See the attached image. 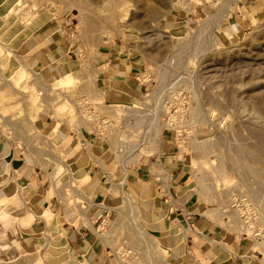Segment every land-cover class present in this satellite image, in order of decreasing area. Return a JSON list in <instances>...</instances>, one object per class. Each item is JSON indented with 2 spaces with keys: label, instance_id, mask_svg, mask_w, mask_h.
Segmentation results:
<instances>
[{
  "label": "rangeland",
  "instance_id": "374dc122",
  "mask_svg": "<svg viewBox=\"0 0 264 264\" xmlns=\"http://www.w3.org/2000/svg\"><path fill=\"white\" fill-rule=\"evenodd\" d=\"M20 1L2 0L0 6V135L46 157L55 170L54 191L76 192L70 186L75 174L69 166L56 174L63 154L36 130L40 110L58 119L63 115L62 121L78 140L82 129L84 135L104 137L112 150L119 142L120 122L136 110L139 114L131 120L134 126L153 125L151 151H162L164 144L180 146L195 206L207 219L230 229L222 211L234 197H245L250 204L264 203V16L241 33L228 34L212 11L226 3L233 8L239 0H24L21 9L12 11ZM259 2L264 4V0ZM16 11L23 18L20 21ZM48 25L60 29L78 60L74 71L78 82L60 92L49 89L54 81L45 80L19 50L27 38ZM125 41L142 58L149 83L147 91L131 102L142 108L106 100L93 69L99 46ZM19 59L40 76L41 84L30 82L29 76L30 88L17 85L19 73L13 64ZM65 98L73 103V111L65 103L62 112L56 113V101ZM122 108L132 109L126 113ZM101 117L109 119L110 125L100 122ZM123 174L118 168L113 178L117 184ZM75 199L72 194L68 197ZM133 201L138 207L136 198ZM19 203L15 196L9 204ZM9 204L0 212L2 221L11 218ZM121 204L120 197L108 204L109 209L99 211L98 220L100 233L118 262L173 264L143 225L139 208L135 224ZM18 221L14 218L16 225ZM230 231L236 233L238 228ZM51 237L37 252L36 264L64 263L59 256L66 253L54 247L57 241ZM14 258L0 256V264H26Z\"/></svg>",
  "mask_w": 264,
  "mask_h": 264
},
{
  "label": "crops",
  "instance_id": "0c3cea01",
  "mask_svg": "<svg viewBox=\"0 0 264 264\" xmlns=\"http://www.w3.org/2000/svg\"><path fill=\"white\" fill-rule=\"evenodd\" d=\"M235 2L233 8L232 3H226L212 11L221 30L228 34L241 33L264 16V4L259 0ZM59 31L56 25H48L25 38L19 48L29 58L28 63L52 82L74 72L78 64ZM20 62L29 70L23 60ZM143 68L142 58L127 41L101 45L94 53L98 84L111 102L131 103L147 91ZM31 77L41 84L40 76L32 72ZM4 107L10 108L9 104ZM40 111L36 130L63 154L80 188L76 192L68 188L54 191L55 170L46 157L0 135V197L16 194L20 202L7 205L11 218L0 220L1 259L16 260L19 256L26 262V255L40 252L51 232L61 231L72 264H120L100 233L98 220L99 211L122 199L120 191L124 190L136 198L143 225L173 264H264L259 245L197 211L188 164L175 144H164L158 157L131 166L118 185L113 179L118 167L112 158V145L104 137L84 135L80 129L78 140L66 122L51 112ZM114 187L119 188V194H114ZM71 194L75 201L68 200Z\"/></svg>",
  "mask_w": 264,
  "mask_h": 264
},
{
  "label": "built area",
  "instance_id": "2783aa9c",
  "mask_svg": "<svg viewBox=\"0 0 264 264\" xmlns=\"http://www.w3.org/2000/svg\"><path fill=\"white\" fill-rule=\"evenodd\" d=\"M144 81L145 76L142 75ZM147 82V81H146ZM142 108V107H141ZM125 116L124 121L120 122V137L117 146L114 147L113 155L118 162L129 169L131 166L141 162L139 154L144 155L147 159L156 158L161 151L154 153L152 150L153 142L151 134L154 131L153 125L134 126L132 119L139 113L134 110ZM140 112V110H139ZM106 126L111 121L105 118L102 121ZM104 125V127H105ZM178 150L181 151L180 146ZM152 153V154H150ZM157 154V155H156ZM247 198L236 196L229 204L223 208L224 218L227 225L231 228H238L236 232L243 239L258 243L261 250H264V203L250 204ZM236 215V218L234 217ZM231 216H233L231 218Z\"/></svg>",
  "mask_w": 264,
  "mask_h": 264
},
{
  "label": "bare ground",
  "instance_id": "6f19581e",
  "mask_svg": "<svg viewBox=\"0 0 264 264\" xmlns=\"http://www.w3.org/2000/svg\"><path fill=\"white\" fill-rule=\"evenodd\" d=\"M13 2V1H12ZM19 2V1H18ZM24 0H21L20 1V3L18 4V8H16V7H13L12 8V11H14V10H17V9H21L22 8V6H23V4H24ZM16 3V2H15ZM11 5V4H10ZM14 6V5H13ZM15 8V9H14ZM11 9V8H10ZM37 10V9H36ZM12 14V13H11ZM15 15H17V17H18V19H19V21L21 20V19H23V18H21V17H19V12H17L16 11V13H14ZM24 14V13H23ZM25 15V14H24ZM26 16V15H25ZM21 18V19H20ZM38 19H39V17H38ZM32 21V20H31ZM30 21V22H31ZM35 21V20H34ZM28 34V33H27ZM24 40V39H23ZM9 50H10V48H8ZM8 50V51H9ZM10 51H12V50H10ZM9 51V52H10ZM8 52V53H9ZM13 52V51H12ZM11 53V52H10ZM12 54V53H11ZM14 54V53H13ZM12 54V55H13ZM9 55V54H8ZM14 63V62H13ZM12 63V64H13ZM23 63H21V62H18V63H14L13 64V66L15 67V72H18L19 73V76L15 79L16 80V83H17V85H22V86H24L25 88H30L31 87V83L29 84V81L27 82V79L29 78V76H31V73H30V71L29 70H27L23 65H22ZM30 82H33V80L32 81H30ZM72 82H78V79H77V75L75 74V72H69V73H67V74H65L64 76H62L61 78H58L56 81H54V83H52V84H50L49 85V89H51V91H55V92H60L62 89H65L66 87H68ZM6 99H8L7 97H5ZM2 100V101H7V100ZM10 99V98H9ZM8 99V100H9ZM57 102V104H56V108H55V111H56V113H59V112H62V107H63V104H65V105H67V107H68V111H73V109H74V105H73V103L68 99V98H65V99H63L61 102H58V101H56ZM55 102V103H56ZM117 102H119V101H117ZM122 103V102H121ZM127 105H129V106H126V107H134V108H141L142 106L140 105V107H139V105L137 106V104H135V103H127ZM10 106V105H9ZM125 108H122V110L124 111V112H128V111H130L132 108H126L125 110H124ZM60 114V113H59ZM63 116V115H62ZM62 116H60V118H59V120L60 121H62V120H65ZM105 119L104 118H102L101 117V120H100V122H102V121H104ZM59 125V124H58ZM150 154H152V153H150ZM140 155H142V154H139L138 156H140ZM113 159H114V162H115V165H116V167H118L120 170H122L123 172H128V169H127V167L126 166H123V165H121L119 162H118V160L116 159V156L115 155H113ZM59 162L61 163L60 165H59V167H58V169H57V171H56V174H58L62 169H66L67 170V167H68V165L63 161V159H59ZM10 168V167H9ZM59 180H60V178H59ZM75 180H74V178H72L71 180H70V186H71V188L72 189H75L76 191H78V186H77V184L74 182ZM61 185V184H60ZM116 185V184H115ZM119 185V184H118ZM122 185V184H121ZM123 186V185H122ZM115 188V187H114ZM116 189V188H115ZM117 189H119L118 187H117ZM116 189V191H118ZM123 189V188H122ZM75 192V191H74ZM120 192H122V196H123V198H122V201H123V204H121V206H123V208L128 212V215L130 214V217H131V219H132V222L134 221L135 222V224H138L139 222L137 221V217H138V208H137V206H136V204L134 203V199L132 198V196L130 195V194H128L127 192H125L124 190H122V191H120ZM16 195V194H15ZM15 195H13V194H10V195H8V196H5V197H0V212H1V210H3V209H5L4 208V205H6V204H9V203H11L13 200H14V198H15ZM77 195V194H76ZM79 195V194H78ZM79 197H80V195H79ZM83 199V198H82ZM86 201V200H85ZM90 203V202H89ZM78 204V203H77ZM82 207V206H81ZM89 208V207H88ZM82 209V208H81ZM8 212V211H7ZM9 214H10V212H8ZM7 213V214H8ZM8 214V215H9ZM49 221V220H48ZM136 221H137V223H136ZM139 226V225H138ZM142 229V228H141ZM143 234H145L144 232L145 231H141ZM51 234V239L53 240H56L57 241V245H55L54 243H53V245H54V247L55 248H57L58 249V251H60V252H62V251H65V253L66 254H61L59 257H63L62 259H59L60 261H62V262H64V263H66V264H72L70 261H69V254H68V252H67V247H66V241H65V238H64V236L61 234V231H60V233L59 232H51L50 233ZM52 244V243H51ZM257 245H259L258 243H257ZM52 245H50V247H51ZM54 247H51V248H54ZM262 251L264 252V250L262 249ZM36 254L37 253H30V254H28V255H26V256H28L27 257V259L29 260V261H33V263L32 264H34L35 262H36V260L38 259V258H36L35 256H36ZM22 256V255H21ZM20 256V257H21ZM65 256V257H64ZM19 257V256H18ZM18 257H17V259H18ZM38 257V256H37ZM19 260V259H18ZM158 259H156V261H157ZM159 262H160V260H158ZM13 262V261H12ZM58 262V261H57ZM24 263H26V264H28L27 262H24ZM63 263V264H64Z\"/></svg>",
  "mask_w": 264,
  "mask_h": 264
}]
</instances>
